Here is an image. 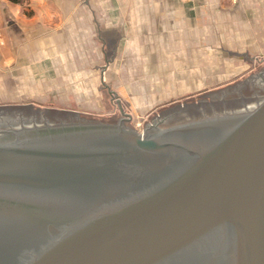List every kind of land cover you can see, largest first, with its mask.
<instances>
[{
    "label": "water",
    "instance_id": "1",
    "mask_svg": "<svg viewBox=\"0 0 264 264\" xmlns=\"http://www.w3.org/2000/svg\"><path fill=\"white\" fill-rule=\"evenodd\" d=\"M117 118L0 106V264H264V64Z\"/></svg>",
    "mask_w": 264,
    "mask_h": 264
},
{
    "label": "crops",
    "instance_id": "2",
    "mask_svg": "<svg viewBox=\"0 0 264 264\" xmlns=\"http://www.w3.org/2000/svg\"><path fill=\"white\" fill-rule=\"evenodd\" d=\"M263 60L264 0H0V89L13 103L96 104L97 81L160 104Z\"/></svg>",
    "mask_w": 264,
    "mask_h": 264
},
{
    "label": "rangeland",
    "instance_id": "3",
    "mask_svg": "<svg viewBox=\"0 0 264 264\" xmlns=\"http://www.w3.org/2000/svg\"><path fill=\"white\" fill-rule=\"evenodd\" d=\"M264 64V60L256 62L254 67L247 72L239 74L236 78L222 82L215 87L195 88L183 90V95L175 94L174 97L166 98V102L160 104H141L138 103L139 98L134 97V89H120V88H102L99 82H95V101L96 104L89 105H71V104H27L13 103L11 98L5 96V90L0 89V106H28L33 105L41 109H55L60 111H68L80 114L93 115L100 118H117V101L120 106L131 116L129 124L134 127L139 133H143L144 124L149 120L159 109L166 108L170 105L181 103L184 108L183 101L198 97L201 94L216 91L233 85L240 81L247 75L254 72L258 67ZM124 76V75H123ZM115 84V83H114ZM22 91V90H16ZM49 92L51 90H45ZM154 92H162L164 90H153ZM10 101V102H8Z\"/></svg>",
    "mask_w": 264,
    "mask_h": 264
},
{
    "label": "trees",
    "instance_id": "4",
    "mask_svg": "<svg viewBox=\"0 0 264 264\" xmlns=\"http://www.w3.org/2000/svg\"><path fill=\"white\" fill-rule=\"evenodd\" d=\"M14 4H18V5H23L25 4L26 2H28L29 0H8Z\"/></svg>",
    "mask_w": 264,
    "mask_h": 264
}]
</instances>
